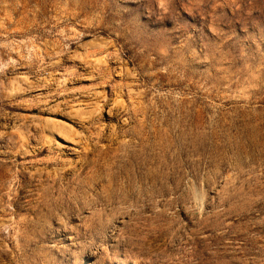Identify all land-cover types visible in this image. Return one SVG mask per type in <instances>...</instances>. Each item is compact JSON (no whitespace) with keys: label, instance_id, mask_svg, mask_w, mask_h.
I'll list each match as a JSON object with an SVG mask.
<instances>
[{"label":"clouds","instance_id":"obj_1","mask_svg":"<svg viewBox=\"0 0 264 264\" xmlns=\"http://www.w3.org/2000/svg\"><path fill=\"white\" fill-rule=\"evenodd\" d=\"M0 264H264V0H0Z\"/></svg>","mask_w":264,"mask_h":264}]
</instances>
